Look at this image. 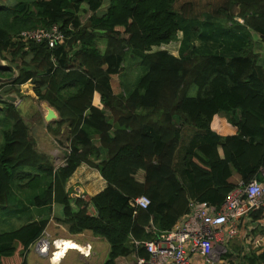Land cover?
Instances as JSON below:
<instances>
[{
    "label": "trees",
    "instance_id": "trees-1",
    "mask_svg": "<svg viewBox=\"0 0 264 264\" xmlns=\"http://www.w3.org/2000/svg\"><path fill=\"white\" fill-rule=\"evenodd\" d=\"M180 1L108 0L103 13L104 0L0 7V61L9 63L0 67V94L18 95L31 84L58 116L47 132L57 138L65 129L68 143L63 166L54 169L16 105L0 100V207L16 186L28 191L32 208L46 212L0 234V264H27L52 216L71 235L90 232L105 241L103 264H136L149 257L144 243L171 230L190 201L219 207L236 187L234 173L246 184L264 181V0H224L197 20ZM54 26L64 34L54 48L47 39L21 40L23 31ZM176 42L173 55L167 47ZM129 51L145 70L129 94H115L111 79L123 72ZM183 126L195 133L179 170ZM84 165L106 187L71 198L67 183ZM141 196L150 201L145 210L131 206ZM243 216L239 234L261 209ZM243 260L264 264V250Z\"/></svg>",
    "mask_w": 264,
    "mask_h": 264
},
{
    "label": "rangeland",
    "instance_id": "rangeland-1",
    "mask_svg": "<svg viewBox=\"0 0 264 264\" xmlns=\"http://www.w3.org/2000/svg\"><path fill=\"white\" fill-rule=\"evenodd\" d=\"M16 1L17 0H0V7L1 6H12V5H14V3H16ZM223 1L224 0H181L180 4H182V5L190 4L191 5L190 13H192L191 17H193V19L197 20V17H199L201 14H203L202 16L204 17L205 13L213 12V10L217 9L223 3ZM107 5H108V0H104V4L100 10V13H103L105 11ZM194 26L197 29L202 28V25L199 23L194 24ZM220 29H221V27L217 28V29L215 28L213 30V32H217ZM210 32L211 31H209L207 33L209 34ZM200 34H202V31ZM251 35L253 37L252 40L256 39L255 34L252 33ZM178 45H179V43L177 44V42L172 43L170 46L167 47V49L173 55H177ZM139 61L140 60H139L138 56L133 55L131 51L128 52V54L126 55L123 72L121 73V75L114 76L113 80L111 79V83L114 86L116 91L121 89V90H123V92L125 94H129L135 88L139 78L142 76V74L145 70V69L141 68V66L139 65ZM4 64L8 65L9 63L4 62ZM30 90H31V93L29 92ZM27 94H29V96ZM4 96L5 95L0 94V99H3ZM12 97L16 98L17 104L15 107L19 111L20 116L26 122L27 126L30 128L31 135H33L34 132L36 134H38V127H43L45 129L46 125L51 124L53 122V121L47 122L44 120L45 115L47 113L46 106H48V105L35 98L34 94L32 93L31 87L27 88L26 86H23L20 89L18 95H12ZM0 107L2 108V106H0ZM63 131H64L63 134L60 135L59 137H57L59 139H57L51 135L54 138V140L59 143V147L62 150L66 149V146L68 145V143L66 141L67 133L65 132V130H63ZM194 133H195V130L193 128L188 127V126L182 127L181 143H180V147L177 151L176 158H175L177 168H178V163L182 160V158L184 157L185 151L188 149L189 142L193 138ZM39 140H40V136L37 137V142H35L38 151H40L39 149H44V151H47L50 149V146H48V145L42 146V144H40L41 142ZM2 141L3 140L1 137V133H0V142L2 143ZM67 149H66V153H67ZM49 159H50V162H51L52 166L54 167V169L58 168L59 166H63V164H64V161L58 165V162L55 161V163H54L51 158H49ZM28 172H30V170H28ZM100 177H101V175H100ZM75 186L76 185H72L70 188L71 190L67 189L70 191V197L71 198H79V197L83 198V196L85 194H87L89 196L92 193V189L87 187L86 182L82 183L80 185L79 189H75ZM76 187H78V186H76ZM27 197H28V191L27 190H19L16 186L12 187V198L8 202L9 205L7 207H4V208L0 207V234L12 232L14 230L19 229L21 226L25 225L29 221L36 220L35 216L40 214V213H38L34 210H31L33 208H32V206L29 205ZM45 214H46V212L43 211L42 216H45ZM61 215H62L61 208L59 206H57L54 209V216L60 217ZM51 218L53 221H50L49 227H47V229L45 230L44 235L41 238L42 241L39 244L35 243L34 245L30 246L28 253L26 255V263L27 264H47L46 260L43 259L42 256H45V257H48L50 255L52 256L53 252H56V251H58L60 253V256L57 258L56 263H54V264H58L63 259V257L65 256V254L69 250H77L81 253H86L85 249L81 245H78V244H82L85 241V239L83 241L75 239L74 241H76L78 244L70 241L71 243H75L73 245L71 244L70 246L68 243H66L69 240L59 239V240H61V242L60 243L56 242L54 244V247L57 250L52 252L51 251V246L53 245L52 241L55 239V237L60 238L63 236L62 233H60V231L63 232L64 231L63 229L65 227L62 225H61V227L54 225V224H57V222L55 219H53V216ZM155 234L156 233H154V235ZM86 235L90 236V234L87 232H86ZM64 237H66V236H64ZM44 241H46L47 243H45V244L42 243ZM98 242L99 243H97V248H96L97 251H95L97 253L98 257H97V259L96 258H90L89 260H87V264H101L102 260L103 261L107 260V254L109 252V246L103 240H100ZM46 245L49 246L47 251H46ZM75 245L77 247H75ZM40 247H42V250H43L42 252H44V253L46 252L45 255H42L41 252H37V249H39ZM93 249H94V247H93ZM75 254H76L75 252L69 251L67 253L66 258H65L64 264H71V257ZM101 257H102V259H101ZM18 259L19 258H17V256H14L13 258L10 259V261L18 262ZM98 261H99V263H98ZM76 262H77V260L73 261L74 264ZM83 263H85V262H83ZM5 264H8L7 260H6ZM240 264H245V262H243L241 260V258H240Z\"/></svg>",
    "mask_w": 264,
    "mask_h": 264
},
{
    "label": "built area",
    "instance_id": "built-area-1",
    "mask_svg": "<svg viewBox=\"0 0 264 264\" xmlns=\"http://www.w3.org/2000/svg\"><path fill=\"white\" fill-rule=\"evenodd\" d=\"M23 42L49 41V47L63 43L64 34L54 26L48 33L41 29L20 33ZM264 179V167L260 169ZM150 201L141 196L131 202V206L147 209ZM261 209L258 221L264 224V181H242L226 196L219 206L207 202H189V212L181 217L171 230L144 243L148 259H138L136 264H192L191 259L199 256L204 261L214 263L225 254V241L239 235L243 215L248 211ZM46 245V251L48 250Z\"/></svg>",
    "mask_w": 264,
    "mask_h": 264
},
{
    "label": "crops",
    "instance_id": "crops-1",
    "mask_svg": "<svg viewBox=\"0 0 264 264\" xmlns=\"http://www.w3.org/2000/svg\"><path fill=\"white\" fill-rule=\"evenodd\" d=\"M177 54H178V52H177ZM113 77H112V80H113ZM23 86H27V88H29V87L32 88L31 84H29V83L26 85H23ZM23 86H21L20 89ZM111 86H112V90L115 94L124 93L123 90H121V89L116 91L114 86L112 85V83H111ZM29 92L31 93V90ZM27 95L29 96V94H27ZM94 97H95V99L97 98V96H94ZM213 128L215 130L219 131L223 127H213ZM33 136H34L35 142H37V137L40 136V140H39L41 142L40 144H42V146H47V145L50 146V149L47 151H44V149H39L41 151V153L48 155L54 163H55V161L58 162V165L64 161V159H65L64 157H65V153H66V149H67L68 145L66 146V149L62 150L59 147V143L56 142L54 140V138L47 132V127H45V129L43 127H38V134H36L34 132ZM57 139H59V138H57ZM66 141H67V139H66ZM178 169L179 170L183 169V158L178 163ZM230 181L232 183L237 184L238 182H240V178L237 174L234 173L232 178L230 179ZM84 182L87 183L88 188L92 189V193L89 196H94V195L100 193L106 187V183L100 177L99 173L96 170L89 168V167L84 165V166H80L76 170V172L73 174V176L68 181L66 189H70L72 185L78 186V187L75 186V189H79L80 185ZM56 207H57L56 205L52 206L53 213H54V209ZM31 210H34V211L40 213V214L35 216L36 220L42 215V210H38L35 208H33ZM56 217H59V216H56ZM50 221H53L52 218L50 219ZM49 225L50 224H48V227H49ZM54 225L61 227V225H59V224H54ZM63 230H64L63 232L60 231V233H62L63 236L60 238L55 237V239L52 241L53 242V245L51 246L52 252L57 250V249H55L54 244L56 242L60 243L61 240H59V239L69 240L66 242L69 245H71V244L73 245L75 243L78 244L76 241H74L75 239L81 240V241H83L85 239V241L82 244H78V245H81L83 248H85V246L87 244H89L90 245L89 255L84 256L81 252H79L77 250H69V251H73L76 253L75 255H73L71 257V264H74L73 263L74 260H77V262L75 264H87V260H89L90 258H96L97 259L98 256H97V253L95 251H97L96 250L97 243H99L98 241H100L101 239L93 237L90 232H87L90 234V236H87L86 232H84L82 234H78V235H71L68 233L66 227ZM64 236H66V237H64ZM70 241L75 242V243H71ZM42 243L45 244L47 242L44 241ZM92 246L94 247V249ZM224 246H225V252L226 253L222 255V257L220 258L219 261L214 262V263H209V264H240V258L244 262L243 258L246 255H250L252 253H255V255L258 256L264 250V224L258 220H256V221L249 220V221L243 222V228L241 229V234H239L238 237H236V238H232L230 240L226 239ZM75 247H77V246L75 245ZM42 251H43L42 247L37 249V252H41L42 255H45L46 252L44 253ZM53 253L57 254L58 251L53 252ZM67 253L65 254L63 259L58 264H64ZM56 254H52V256L50 255L48 257H45V256H42V257H43V259L46 260L47 264H54V263H56V260H57ZM101 259H102V257H101ZM191 261H192V264H207L204 261V259L199 257V256H194L191 259ZM83 262H85V263H83ZM104 262L105 261L102 260L101 264H103ZM98 263H99V261H98Z\"/></svg>",
    "mask_w": 264,
    "mask_h": 264
},
{
    "label": "water",
    "instance_id": "water-1",
    "mask_svg": "<svg viewBox=\"0 0 264 264\" xmlns=\"http://www.w3.org/2000/svg\"><path fill=\"white\" fill-rule=\"evenodd\" d=\"M5 64L3 62L0 61V67H4ZM1 83H4V81L2 79H0V84ZM0 100H5L7 102H11V103H14L15 105L17 104L16 103V98L12 97V96H6V97H3V99H0ZM46 109H47V113L45 115V118L44 120L47 121V122H50V121H56L58 119V116L57 114L55 113V111L53 109H51L49 106H46ZM42 241V239H40L38 242L36 243H40ZM85 251L86 253H82L84 256H88L89 255V250H90V245L87 244L85 246Z\"/></svg>",
    "mask_w": 264,
    "mask_h": 264
},
{
    "label": "bare ground",
    "instance_id": "bare-ground-1",
    "mask_svg": "<svg viewBox=\"0 0 264 264\" xmlns=\"http://www.w3.org/2000/svg\"><path fill=\"white\" fill-rule=\"evenodd\" d=\"M70 246V245H69ZM68 246V247H69ZM53 254H55V253H53ZM60 256V253L58 252L57 254H56V258H58Z\"/></svg>",
    "mask_w": 264,
    "mask_h": 264
}]
</instances>
